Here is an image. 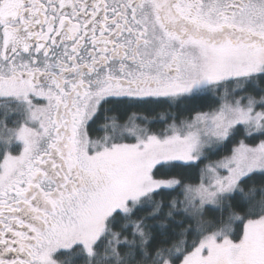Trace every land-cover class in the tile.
Listing matches in <instances>:
<instances>
[{
  "label": "snow or ice",
  "instance_id": "1",
  "mask_svg": "<svg viewBox=\"0 0 264 264\" xmlns=\"http://www.w3.org/2000/svg\"><path fill=\"white\" fill-rule=\"evenodd\" d=\"M0 264H264V0H0Z\"/></svg>",
  "mask_w": 264,
  "mask_h": 264
},
{
  "label": "trees",
  "instance_id": "2",
  "mask_svg": "<svg viewBox=\"0 0 264 264\" xmlns=\"http://www.w3.org/2000/svg\"><path fill=\"white\" fill-rule=\"evenodd\" d=\"M190 103L191 102L185 101V102H182L179 106H174L171 108H169L168 105H166V104L161 105V106L153 105V106H150L151 110H148V109H130V111H141L145 115H148L152 118H156L158 115L164 114L166 112H172V113H176V114H186V113H183V110ZM168 122H170V121H168ZM152 127L159 130L161 128L166 127V124H155ZM216 158L217 157H213V159H216ZM187 171L191 174V178H192L191 182L194 183L196 175H197V169H189ZM260 179H261L260 177L254 176L252 178V180L248 182V185H246L245 187H249V186L259 187ZM209 215H218V213H211L210 212Z\"/></svg>",
  "mask_w": 264,
  "mask_h": 264
}]
</instances>
